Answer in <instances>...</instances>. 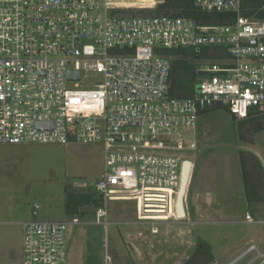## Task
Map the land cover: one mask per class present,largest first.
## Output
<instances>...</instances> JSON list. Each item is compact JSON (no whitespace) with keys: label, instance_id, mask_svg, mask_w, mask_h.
<instances>
[{"label":"built area","instance_id":"2783aa9c","mask_svg":"<svg viewBox=\"0 0 264 264\" xmlns=\"http://www.w3.org/2000/svg\"><path fill=\"white\" fill-rule=\"evenodd\" d=\"M257 1L191 0L229 18L206 25L165 11V0H0V143H101L96 223L107 225L108 198L132 201L136 221L157 234V224L176 220L182 161L170 152L195 149L178 132L196 128L208 108L238 121L264 113V0ZM205 49L224 54L189 57L194 94L170 98L165 51ZM36 216L22 225V264H66V232L78 217Z\"/></svg>","mask_w":264,"mask_h":264},{"label":"rangeland","instance_id":"374dc122","mask_svg":"<svg viewBox=\"0 0 264 264\" xmlns=\"http://www.w3.org/2000/svg\"><path fill=\"white\" fill-rule=\"evenodd\" d=\"M178 137L195 149L170 153L201 166L216 190L211 214L200 222L188 217L159 223L154 235L136 221L132 201L108 198L107 225L96 223L95 205H86L77 213L80 224L67 229L66 264H184L201 242L212 255L209 264H264V203L245 201L239 164L240 151L264 162V131L247 125L239 137L230 115L212 111ZM103 172L101 143H0V264H22V225L33 211L41 221L70 220L66 193L91 194Z\"/></svg>","mask_w":264,"mask_h":264},{"label":"trees","instance_id":"16d2710c","mask_svg":"<svg viewBox=\"0 0 264 264\" xmlns=\"http://www.w3.org/2000/svg\"><path fill=\"white\" fill-rule=\"evenodd\" d=\"M261 0L257 1L254 5L257 7ZM167 12L174 16H182L193 18L201 24H224L228 23L229 18L220 13H204L193 7L191 0H165L162 6ZM166 56L169 57L171 63V73L167 95L173 99H183L192 97L196 85L197 77L194 74L195 64L185 61L188 57L196 58H217L220 54H224L219 49H205V50H166ZM212 111H224L228 114L227 110L220 108H208L200 113L201 115L207 114ZM229 115V114H228ZM232 120L236 123L238 129V136L241 137L245 127L252 126L254 132L264 131V113L252 111L248 117L242 121L236 120L231 116ZM240 173L243 184V191L245 201L248 204L264 203V168L258 158L248 152H239ZM103 203V197L96 193L91 192L89 195H76L66 193L64 200V210L67 215L77 217L78 210L86 205H95L96 209ZM212 261V255L204 242L196 246L193 254L188 258L184 264H209Z\"/></svg>","mask_w":264,"mask_h":264},{"label":"crops","instance_id":"0c3cea01","mask_svg":"<svg viewBox=\"0 0 264 264\" xmlns=\"http://www.w3.org/2000/svg\"><path fill=\"white\" fill-rule=\"evenodd\" d=\"M259 161L264 168V162H262L261 160ZM202 170L203 168L201 166L199 168L198 164H192L191 178L184 199L185 215H186L185 219H187L188 217H195L197 220L196 222L203 221L201 219L199 220L201 216L206 217L209 214H211L210 213L211 209L209 208V204L210 202L215 200L214 194H216V190L214 189V186L208 182L209 178H204L205 173ZM243 195H244V191H243ZM119 202H124V201H119ZM141 225H145V224H141Z\"/></svg>","mask_w":264,"mask_h":264},{"label":"water","instance_id":"95a60500","mask_svg":"<svg viewBox=\"0 0 264 264\" xmlns=\"http://www.w3.org/2000/svg\"><path fill=\"white\" fill-rule=\"evenodd\" d=\"M79 73L77 72H68V79H76L78 80ZM42 127L39 125V128ZM191 172H192V163L190 161H183L181 163V170H180V182H179V188L176 194V200H175V214H176V220H184L186 218L185 215V205H184V199L186 196L187 188L189 185V181L191 178Z\"/></svg>","mask_w":264,"mask_h":264}]
</instances>
